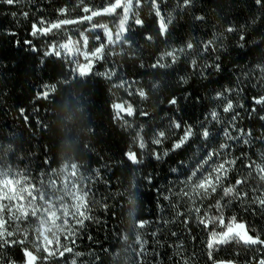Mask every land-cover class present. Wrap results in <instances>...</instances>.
<instances>
[{"label": "trees", "instance_id": "1", "mask_svg": "<svg viewBox=\"0 0 264 264\" xmlns=\"http://www.w3.org/2000/svg\"><path fill=\"white\" fill-rule=\"evenodd\" d=\"M113 2H0V172L48 193L53 191L49 181L62 188L67 175L64 166L70 171L76 164V176L67 179L77 184L81 194L87 193L85 214L90 217L81 225L70 214L65 231L58 234L59 244L53 239L48 246L55 254L48 255L37 250L43 246V240L36 238L37 218L29 215L16 222L6 211L5 227L14 233L8 239L23 243L0 247V264H26L25 249L37 256L36 264H213L206 256L207 241L219 227L201 225L184 192H190L201 175L198 171L191 177L193 171L201 165L210 171L214 162L225 159H234L235 165L217 191L193 197L199 215L220 214L219 201L227 222L234 216L251 235L264 239V208L253 202L264 191V183L255 172L249 175L246 167L251 162L264 164V105L254 103V98L264 96V0L260 4L256 0H191L188 6L182 0H157L167 26L164 35L150 0H140L121 41L109 44L102 37L95 42L89 31L92 25L117 31L123 11L87 21L80 19L88 15L83 7L99 10ZM61 9L67 11L61 13ZM137 17L141 24L135 23ZM63 19L77 23L31 35L33 24L39 28L43 20L47 27ZM84 36L89 37L90 52L105 45L101 58L82 57ZM69 40L76 52L79 49L76 59L45 55L51 45L57 50ZM188 43L192 49H187ZM173 49L175 62L171 57L161 60ZM158 60L166 66L153 68ZM81 64L88 65L83 77L78 76ZM51 86L55 91L43 98V91ZM139 90L147 98L140 97ZM218 93L224 95L218 97ZM172 99L176 104L169 103ZM227 101L233 109L226 113ZM117 104L123 108H115ZM128 105L133 108L131 116ZM175 123L180 127H174ZM188 127L192 136L174 150ZM159 132L165 135L155 144ZM141 139L144 148L139 146ZM222 144L228 148L221 150ZM129 153L141 162L130 161ZM209 153L217 155L203 164ZM245 176L247 183L236 190L247 192L246 198L222 195L223 187ZM36 203H42L39 197ZM65 203L70 206L71 197H65ZM137 221L145 227L137 229ZM137 232L142 248L135 241ZM251 249L250 253L264 259V248Z\"/></svg>", "mask_w": 264, "mask_h": 264}, {"label": "snow or ice", "instance_id": "2", "mask_svg": "<svg viewBox=\"0 0 264 264\" xmlns=\"http://www.w3.org/2000/svg\"><path fill=\"white\" fill-rule=\"evenodd\" d=\"M0 2L13 5L20 2V0H0ZM82 2V0H81ZM151 7L155 11V15L159 17V30L160 34L164 35L167 32V26L164 21L163 16H161L159 4L157 3V0H150ZM182 3L184 6H188L191 4V0H182ZM257 4L261 3V0H256ZM136 7H140V0H135ZM122 8L123 14L119 21L118 25V31L116 33V39L113 40L112 33L106 28L105 25H99V27L105 29V35L107 36L109 44H113L117 41H120L124 38V34L127 31L125 28V24L129 19V13L133 10V0H114L113 3H110L106 5L103 9L99 10H92L87 6L83 7V12L88 14L83 17H81V20H87L91 21L94 16H98L101 14H112L115 13L116 9ZM67 9H61L60 12L64 13ZM25 17H27L28 13H23ZM199 19V18H198ZM170 22V21H169ZM41 27H37L36 24L32 25V36L45 35L52 29H59L62 25H68V24H74L77 23L76 20L71 19H63L58 20L54 23L49 24L47 27H45V21L41 20L40 22ZM136 24H141L142 21L137 17L135 19ZM93 28H96L97 25H92ZM231 31V29H228ZM83 35V34H82ZM99 39V37H97ZM147 39L151 40L152 37H147ZM125 42H127L125 40ZM27 43V41H26ZM71 40H69L68 43L60 45V49L64 50L66 53H72V48L69 47L71 44ZM84 45L87 44V37L84 36L83 38ZM211 45V42H209L204 47L207 48ZM105 45L101 44L99 47H97L91 54L92 57L101 58V54L103 52ZM187 49H192L193 44L188 43L186 45ZM50 51L45 52V55H55L59 57L61 55V52L56 49V45L50 46ZM33 50H35L33 48ZM180 51H183L181 49ZM77 54H79V49H77ZM85 58H88V54H83ZM165 57H171L172 61L175 62L176 59V50L173 49L171 51H167L163 54L161 57V60H163ZM195 63V62H193ZM89 64H91V60H89ZM166 65L164 63H161L160 60H158L156 63L152 65L153 68L157 67H165ZM215 67H219L218 65H215ZM88 65H78V76L83 77L87 74ZM55 91V86H51L47 88L45 91H43L42 95L43 98H47L50 92ZM139 96L142 98H147L146 94L143 90H139L138 92ZM223 93H218L217 96L221 97L223 96ZM170 104H176V100L172 99L169 101ZM254 103L258 105H264V96H261L259 98H254ZM242 106V105H241ZM117 109H122V105H114ZM233 109V104L231 101L226 102V106L223 108L224 112H229ZM127 114L129 116L133 115V108L131 105H128ZM255 111V109H253ZM145 114L146 113H142ZM117 116L119 117V112L117 113ZM211 118L213 120L217 119V113L213 111L211 113ZM235 119V117H233ZM261 119H264V117H261ZM174 127L179 128L180 124L175 123ZM192 129L191 127H188L184 133V136L179 140V142L175 143L173 145V149H179L191 136H192ZM165 135L164 132H159L157 134V138L153 141L155 144L161 143V138H163ZM202 135L207 138L209 133L207 130H204ZM247 135H251V133H247ZM225 136H227L229 139H232V137L229 136L227 132H225ZM139 137V134H138ZM244 143H248L247 140H244ZM140 148H144L145 145L142 142V139L139 143ZM227 144L221 145V150L227 149ZM156 159H160L159 154H154ZM167 155V153H165ZM213 155H217V153H209L208 157L205 161H203V164H208V161L212 160ZM128 158L133 163H140L141 161L137 160L134 153H129ZM235 165V160H223L219 163L214 162V166L211 167V170H202L203 165H201L199 168H197L196 171H193L191 173V177H196L197 172H201L200 177L197 178L196 182L191 184L190 192H184V196L189 197V199L192 201L193 204V211L196 214L197 221L203 225L205 228H208L209 225H215L219 228H222L221 231L212 230L209 233V240L207 241V248L208 251V257L209 259H212V252L215 248L219 247L220 245L235 242L236 244L243 245L245 247H253L256 245H259L261 248H264V239L261 238L259 234H256L255 236L250 235L247 230H245L244 224L236 223V218L233 216L229 223L225 224L224 218L221 210V205L219 201H217L216 208L218 210V215L216 216H208L205 214L204 216H200V208L195 206V200L193 197H207L210 193H215L217 191V187L220 185L221 181L226 178L228 171L231 169L232 166ZM251 171L249 172V175H251V172L256 173V178L264 183V164H256L255 162H251L248 165H246ZM71 170L69 171V166H64V171L66 172V178L65 181L62 184V188L57 189V185L55 181H49L51 188L53 191H50L48 193H45L44 191L37 189L35 185H30L26 181L22 183L21 179L16 178H10L7 173L0 172V247L8 244V243H23L22 240L20 241H10L8 238L12 237L14 233L12 231H8L5 227L6 220L4 218L5 212L7 211L9 218L16 221V222H23L28 219L29 215L32 217H36L38 220V227H36L35 232L37 233V240H43V246L38 247V251H44L47 252L48 255H54L55 253L50 252L48 250V246L53 243V239L56 240V243L59 244L58 234L65 231V226L68 225V218L71 214L72 218L75 220L77 224H83V221L85 219H90L89 216L85 214V210L87 209V201L86 196L87 193L81 194V192L78 189L77 184L72 181L68 180L67 176L75 177L77 174V165L72 164L70 166ZM191 177L189 180L191 181ZM247 183V176H245L243 179H237L235 182V185L223 187L222 188V195L224 197H230L233 199H241L243 200L248 196L247 192L244 191H237L236 186H239L241 184ZM255 191V190H253ZM47 196V199H46ZM37 197H39V200L42 202L40 205H37ZM65 197H71L72 203L69 206V204L65 203ZM4 201H7V204L4 203ZM253 202L260 205L262 208H264V191H261L258 196L253 197ZM70 207L73 210L70 213ZM57 221H61V223H57ZM188 221L186 220L185 223ZM145 227V223L142 221L136 222V228L142 229ZM22 236H27V232L21 231L20 233ZM49 234H51L52 239L49 238ZM126 238V237H125ZM135 241L137 244L141 245V248L143 246V243L141 241V235L139 232H137ZM64 251H71L70 248H65ZM60 255H63V252L59 253ZM24 255L27 258L26 264H36L37 256L33 254L32 251H29L28 249L24 250ZM46 258V257H45ZM186 264V262H185ZM213 264H216L215 261H213ZM258 264H264V259H260L258 261Z\"/></svg>", "mask_w": 264, "mask_h": 264}, {"label": "rangeland", "instance_id": "3", "mask_svg": "<svg viewBox=\"0 0 264 264\" xmlns=\"http://www.w3.org/2000/svg\"><path fill=\"white\" fill-rule=\"evenodd\" d=\"M135 7H136L135 0H133V10H132V12L129 13V19H128V21L125 24V28L126 29L128 27V24L130 23V19L132 17V14L134 12ZM118 9H122V8H118ZM118 9H116V10H118ZM107 29L112 33L113 40L115 41L116 33H117L118 30L117 31H113L109 27ZM89 31L92 33V35H94L95 42L101 40L100 38L104 37L105 40L107 41V43H109L108 39H107V36L105 35V29L104 28H93V29H90ZM97 37H99V39H97ZM88 42H89V37H87V43ZM117 42H119V41H117ZM117 42H115V43H117ZM64 44H66V43H64ZM59 46L57 47V50L61 52V55L68 56V57H70L72 59H76L77 58L78 54L75 51L74 43H71L69 45V47L72 48V53H66L64 50L60 49ZM81 52H82L81 55L84 58H85V56L83 55L84 53L88 54V58L92 57L91 54H92L93 51L90 52L88 50L87 45L85 46L84 50H82ZM224 221H225V224H227V223L230 222V219H229V222H227L228 220H225V219H224ZM221 230H223V229L219 228L218 231H221ZM245 230H247L248 233L251 232V230L246 228V227H245ZM251 250H253V249H251V247H245L243 245L236 244L235 242H231V243L223 244V246L215 248L213 250V252H212V259H209V257H208L209 249L206 250V256L209 259V261H211V262L224 260V261H230V262H237L238 261V263H240V264H250L249 262H252V264H254V263H258V261L260 259H263L258 254L250 253Z\"/></svg>", "mask_w": 264, "mask_h": 264}, {"label": "water", "instance_id": "4", "mask_svg": "<svg viewBox=\"0 0 264 264\" xmlns=\"http://www.w3.org/2000/svg\"><path fill=\"white\" fill-rule=\"evenodd\" d=\"M250 234V233H249ZM251 235V234H250ZM216 264H240L238 262H230V261H224V260H220L218 262H216ZM254 264H258V263H254Z\"/></svg>", "mask_w": 264, "mask_h": 264}, {"label": "clouds", "instance_id": "5", "mask_svg": "<svg viewBox=\"0 0 264 264\" xmlns=\"http://www.w3.org/2000/svg\"><path fill=\"white\" fill-rule=\"evenodd\" d=\"M62 160H64L65 162H67V160H65V159H63V158H62Z\"/></svg>", "mask_w": 264, "mask_h": 264}]
</instances>
